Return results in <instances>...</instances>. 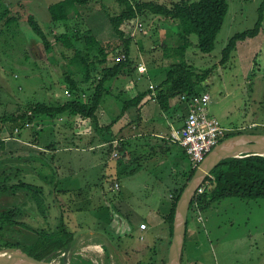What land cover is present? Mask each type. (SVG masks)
I'll list each match as a JSON object with an SVG mask.
<instances>
[{
  "label": "rangeland",
  "instance_id": "1",
  "mask_svg": "<svg viewBox=\"0 0 264 264\" xmlns=\"http://www.w3.org/2000/svg\"><path fill=\"white\" fill-rule=\"evenodd\" d=\"M60 1L63 0H0V117L21 115L37 103L57 105L72 99L64 77L71 75L81 80L83 74L79 72L73 52L65 51L66 57L62 55L56 36L68 32L74 37L90 31L99 41L117 38L105 15L107 10L112 15L122 11L116 0H89L86 5L78 4V14L72 11L67 22L58 23L52 20L50 7ZM130 1L133 4L153 1L169 5L181 0ZM227 1L229 11L214 50L210 54L201 53L198 38L192 35V45L184 61L191 67L194 80L206 73V79L197 84L196 91L210 96L207 104L209 114L217 118L229 134H264V0ZM30 18L35 19L47 35L52 50H46L41 39L35 36ZM257 25H260L259 35L238 44L229 62L221 64L223 51L230 40ZM171 28L172 24L160 17H150L148 21L141 17L127 28V33L134 37L133 58L136 57L138 63L147 68V72L138 75L141 86L161 84L172 62L179 60L176 54L179 43L175 37H167L170 32L165 31ZM165 39L166 42L162 43ZM166 44L174 46L175 52ZM84 46L83 39L76 45L83 54ZM129 83L130 77L127 76L107 83L111 94L104 97L97 121L68 115L55 118L40 116L35 122L18 127V132L29 137L30 142L37 139L43 149L54 146L67 148L58 151L55 159L47 156L49 172L61 167L58 177L51 175L45 182L35 181L38 185L35 190L45 200L44 205H40L33 192H0V218L21 206L22 200L25 208L28 206V212L32 213V226H42L43 222L35 220L42 221L40 213L43 207L63 215L74 240L67 248L55 250L48 259L42 260L44 263L116 264L112 251L108 246L105 251L101 245L107 242L95 234L98 233L118 244L128 264H167L170 242L166 218H162L164 221L158 226L151 225L155 227L146 232L140 231L139 223L148 222L150 213L159 212L162 203L172 205L174 202L175 196L169 197L174 190L166 181L168 169H159L157 165L169 155L159 151L156 148L159 143H154V137L148 135L158 128L170 134L169 123L174 129L180 127L181 119L176 113L182 115L183 107L176 113H173L176 107L166 112L159 109L158 113L152 108V103L146 107L150 114H147L144 126L134 131L143 133L144 137L129 139L127 136H132L130 128L118 133L126 119L136 111V108L124 110V103L136 94L126 92ZM86 101L87 97L83 99ZM154 106L159 108L158 104ZM142 113L146 114L145 107ZM115 120L108 134L107 123L110 125ZM17 133L15 130L13 134L7 131L12 137ZM113 136L124 142L117 139L116 143L107 146L108 140L115 139ZM72 145L76 146L73 148ZM113 147L117 149L118 156L121 153L119 159L108 155ZM180 150L173 146V152ZM184 160L189 165V157ZM7 162L5 160L4 164ZM10 173L9 168L0 171V182L7 181ZM115 181L117 186H121L115 187ZM47 184L52 189L47 188ZM119 202L132 211V231L127 238L122 236L115 222L114 227H107L109 212L120 211ZM203 217L204 227L201 228L199 242L197 245L186 243L183 264H264V199L226 198L214 202ZM32 235L26 231L21 234L19 226L11 227L0 222V247L10 244L28 250L37 240ZM96 245L104 251L100 252L94 247ZM3 251L7 250H0V253Z\"/></svg>",
  "mask_w": 264,
  "mask_h": 264
},
{
  "label": "trees",
  "instance_id": "2",
  "mask_svg": "<svg viewBox=\"0 0 264 264\" xmlns=\"http://www.w3.org/2000/svg\"><path fill=\"white\" fill-rule=\"evenodd\" d=\"M116 1L122 8L119 14L112 15L108 10L105 11V15L117 36L116 39L99 41L90 31L81 32L82 35L75 34L74 37L68 32H65L55 37L56 43L63 50L62 55L64 57H66L65 51L73 52L75 63L80 68L79 72L83 74L81 80L74 79L71 75L64 77L72 99L57 105L37 103L21 115L0 117L1 146L4 145V138L10 137L7 131H11L13 134L15 130V133H17L19 130L18 127L33 123L40 116L55 118L68 115L71 117H79L82 120L97 121L98 110L104 97L111 94L107 83L120 76L135 79L139 74L138 66L141 62L138 63L136 57L133 58L134 37L130 36V33H127V28L132 27L134 22L141 17L145 21H148L150 17H160L166 23L172 24L171 29L165 30L170 32V35L167 37H175L179 43V47L176 49L179 60L172 62L170 65L169 70L166 72V77L161 83V90L156 96V100L162 111L166 112L169 110L172 99L181 97L182 95L190 98L199 94L196 91L197 84L204 81L207 75L205 73L194 80L191 67L184 61L185 54L192 45L190 37L192 35L197 36L198 49L203 54H210L215 48L217 36L223 28L225 18L228 14V1L181 0L180 2H172L169 5L153 1L136 4H133L130 0ZM88 3L89 0H63L56 2L50 7L52 20L58 23L67 22L72 11L78 14V4L86 5ZM29 21L33 33L37 38L41 39L46 50H52L53 46L39 24L33 18H30ZM259 33L260 25H257L253 30L237 34L233 37L223 51L221 64L229 62L238 44L247 39H253ZM81 39H83L85 45L84 54L82 50L76 47L77 43L81 42ZM165 42L166 39L162 43ZM166 45H170L175 52L174 46L171 44ZM91 56L92 61L90 60ZM149 93L142 92L135 98L125 102L124 110L139 108ZM85 97H87V101L83 102ZM10 127L13 128L9 129ZM241 133L243 132L227 134L225 139ZM17 135L20 136V133L18 132ZM33 143L38 144V141L35 140ZM195 172L196 168H192L185 184L180 188L178 194L175 195L170 213L165 219L169 229V242H171L172 238L176 204ZM35 187L24 183L10 185L7 181L0 182V192L8 190L33 192L39 199L40 205H44L45 200L37 193ZM200 189L202 191L197 192L191 204L188 222L190 214L197 212L204 213L212 207L214 202L226 198L237 197L242 200L264 199V157L244 156L226 159L210 173ZM22 216V211L16 208L14 211L4 213V216L0 218V222L11 227L19 226L21 234H24L26 231L36 237L37 240L28 249L29 251L21 250L38 261L48 259L55 250L67 248L74 240V234L68 230L63 215L61 216L59 226L47 229L29 226L27 223L25 224ZM104 247L105 251L109 248L107 246ZM117 247L120 249L118 245ZM13 249L20 248L10 244L0 247V250ZM183 263L184 253L182 258Z\"/></svg>",
  "mask_w": 264,
  "mask_h": 264
},
{
  "label": "crops",
  "instance_id": "3",
  "mask_svg": "<svg viewBox=\"0 0 264 264\" xmlns=\"http://www.w3.org/2000/svg\"><path fill=\"white\" fill-rule=\"evenodd\" d=\"M139 75V74H138ZM138 76L133 79L130 78V83L126 86L127 91L131 94H134L136 92V94L131 98H135L138 94L142 93V92H150L149 95L145 98V100L142 102V104L140 105V109L136 108V111L131 114L129 119H126V124L123 125L122 128H120L118 130V133L123 132V130L130 128L131 129V134L132 136H127V138H135L138 139L140 136L143 135V133H139L136 134V130H138V128H142L145 123V120L147 118V114L149 115L150 112L149 110L146 108L147 106L151 105L153 103L152 108L156 111L159 112V109L161 110L157 100H156V96L159 93V91L161 90V84L159 85H145V86H141L140 83L138 82ZM132 85V86H131ZM134 87V88H132ZM178 99V100H177ZM177 100V104L174 103V101ZM211 100V98H210ZM155 104H158L159 108H156V106H154ZM170 108L172 109L173 107L176 109L173 110V113L179 112L177 111V109L182 108L183 107V111H182V115H179L178 113H176L177 118L180 120V127H177L176 129H174L173 125L171 123H169V126L171 128L170 134L165 133V130H163V128H158L156 131H153V133L151 135H148V137L152 136L154 137V143H159V147H156L159 151L162 150L164 152H166L169 156H167L166 160H163L159 163H157V165H159V169L161 168H165L168 169V176L166 181L168 183H170V189L174 190L173 192H171L169 194V197H174L177 194V190H179L183 185V183H185V179L188 176V174L190 173L191 169L193 168L192 163L189 160V165L186 163V161L184 160L185 157H187V154L185 153L184 149L180 146V144H178L175 141V136H174V132L177 130H180L183 125H184V121L188 112V106L186 103L180 101V97H177L175 99H172L170 102ZM145 107V113L143 114V108ZM129 110V109H128ZM153 111V110H152ZM148 112V113H147ZM214 117V116H213ZM217 119V118H216ZM218 120V119H217ZM219 121V120H218ZM116 120L112 121V123H107V133L110 134L109 132H111V128L114 126ZM142 132V131H139ZM20 136H10L7 138H4V145L1 146L0 145V171L4 170L5 168H9L11 169V173L9 174V177H7V182L10 185H17L20 183H24L26 185H30V186H38L36 184V180H40L41 182L45 180H48L51 175H53V178H57L58 175L60 174V170H54L52 172H49V169L47 168V163H49L47 156H53V158L55 159L57 156V152L61 151V150H65L67 149L65 146H54L52 148H48L43 149L44 146H42L39 142L38 144L33 143L32 141H29V137H25L22 135L21 132ZM227 134L228 131H227ZM35 135V134H34ZM114 137V136H113ZM144 137V136H142ZM115 142L111 143L113 140V138H111L110 140L107 141V146L110 144H114L117 141L119 142V138L118 137H114ZM118 139V140H117ZM37 140V139H36ZM117 140V141H116ZM111 141V142H110ZM121 142H124L123 140H120ZM126 144V143H125ZM68 146V145H67ZM73 146V145H72ZM76 145L73 146V148ZM173 146H178L181 150L180 151H174L173 152ZM65 147V148H64ZM72 148V149H73ZM124 148V152H125V147ZM111 149V148H110ZM114 150H109L108 151V155H111V158H116L119 159V157L121 156V153H119V156L115 157L114 155L117 154L118 155V151L115 147H113ZM182 152V154H181ZM111 153V154H109ZM8 161L6 164H4V162ZM50 160V159H49ZM60 161V160H59ZM109 162H107V169L110 170L109 168ZM143 169V168H141ZM171 172H170V171ZM47 178V179H45ZM60 178V177H59ZM187 179V178H186ZM61 181V179H59V182ZM117 181V180H116ZM115 181V187L117 186V182ZM28 182H32V183H28ZM48 183V182H47ZM119 184V183H118ZM41 186H43V184H40ZM119 187L121 185H118ZM44 187V186H43ZM42 188V187H41ZM47 188L52 189V186H48L47 184ZM22 192H26L25 190ZM57 192V191H56ZM63 194H65V191H62ZM57 194V193H56ZM50 195V194H49ZM22 205L18 206L17 208L19 210L22 211L23 213V222L26 224H28L29 226L31 225V222L33 220L32 218V213L30 214V212H28V206L25 208V202L22 200ZM31 203V202H29ZM172 204V203H171ZM117 206L119 207V212H109V217L107 218V227H114L115 224L114 222L117 224V227H119V229L122 231V236L123 237H128L129 232L132 231V226L130 225V220H131V215H132V211L129 210L130 208L126 205H123V203L117 204ZM172 205H169L168 202H164L161 204L160 208H159V212H151L150 213V218L149 221H140V225L145 223L147 224V229L146 230H141V232H146L148 231L150 228H154L155 226L160 225V223L162 221H164V219L162 218H166L168 216V214L170 213V209H171ZM44 211V212H43ZM111 213V215H110ZM41 220H35L37 222H40L42 224V226L40 228H50V227H57L60 225L61 222V216L59 214V212H55L52 209H43L41 210ZM138 216V214H137ZM35 218V216H34ZM31 221V222H30ZM56 223L55 225H53L52 223ZM66 223V222H65ZM44 225L46 227H44ZM139 225V228H140ZM151 225H155L154 227H150ZM204 227V217H203V213L197 212V213H193L190 214L189 216V222H188V228H187V235H186V243L189 245H197V242H199V235L201 233V228ZM126 233V234H125ZM115 243V242H114ZM116 244V243H115ZM102 245V243H101ZM118 245V244H116ZM121 250V249H120ZM125 257V256H124Z\"/></svg>",
  "mask_w": 264,
  "mask_h": 264
},
{
  "label": "water",
  "instance_id": "4",
  "mask_svg": "<svg viewBox=\"0 0 264 264\" xmlns=\"http://www.w3.org/2000/svg\"><path fill=\"white\" fill-rule=\"evenodd\" d=\"M244 156L264 157V134L242 133L223 140L196 169L187 183L176 204L172 238L168 251L167 264H182L187 235V222L190 207L205 179L224 160ZM105 238L116 260V264H128L120 249L108 237ZM0 264H50L38 261L21 249L7 250L0 253Z\"/></svg>",
  "mask_w": 264,
  "mask_h": 264
},
{
  "label": "built area",
  "instance_id": "5",
  "mask_svg": "<svg viewBox=\"0 0 264 264\" xmlns=\"http://www.w3.org/2000/svg\"><path fill=\"white\" fill-rule=\"evenodd\" d=\"M138 72L141 74L147 72L146 66L139 64ZM180 100L187 104L188 112L183 127L174 132L175 141L184 149L193 168H198L212 150L225 139L227 130L209 114L208 94H198L190 98L182 95ZM201 191L202 189L199 190ZM140 229L146 230L147 225L141 224Z\"/></svg>",
  "mask_w": 264,
  "mask_h": 264
},
{
  "label": "bare ground",
  "instance_id": "6",
  "mask_svg": "<svg viewBox=\"0 0 264 264\" xmlns=\"http://www.w3.org/2000/svg\"><path fill=\"white\" fill-rule=\"evenodd\" d=\"M82 240V239H81ZM102 245H104V244H102ZM96 249L98 248L99 249V251L100 250H102V247L100 246V245H96V246H94ZM83 249V248H82ZM98 251V252H99ZM102 251H104V250H102ZM78 252V251H77ZM101 252V251H100ZM85 253V252H84ZM79 255V254H78ZM92 257V256H91ZM49 263V262H48ZM65 264V263H64Z\"/></svg>",
  "mask_w": 264,
  "mask_h": 264
},
{
  "label": "flooded vegetation",
  "instance_id": "7",
  "mask_svg": "<svg viewBox=\"0 0 264 264\" xmlns=\"http://www.w3.org/2000/svg\"><path fill=\"white\" fill-rule=\"evenodd\" d=\"M104 236V235H103ZM105 242H106V240H105V238H103V237H101ZM111 241H112V239H110ZM113 243H114V241H112ZM104 245H105V243H104Z\"/></svg>",
  "mask_w": 264,
  "mask_h": 264
},
{
  "label": "clouds",
  "instance_id": "8",
  "mask_svg": "<svg viewBox=\"0 0 264 264\" xmlns=\"http://www.w3.org/2000/svg\"><path fill=\"white\" fill-rule=\"evenodd\" d=\"M197 169V168H196ZM105 246V245H104Z\"/></svg>",
  "mask_w": 264,
  "mask_h": 264
}]
</instances>
